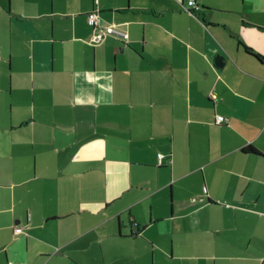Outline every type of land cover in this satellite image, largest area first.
Segmentation results:
<instances>
[{
  "label": "crops",
  "instance_id": "crops-1",
  "mask_svg": "<svg viewBox=\"0 0 264 264\" xmlns=\"http://www.w3.org/2000/svg\"><path fill=\"white\" fill-rule=\"evenodd\" d=\"M188 1L0 0V264H264V0Z\"/></svg>",
  "mask_w": 264,
  "mask_h": 264
},
{
  "label": "built area",
  "instance_id": "built-area-1",
  "mask_svg": "<svg viewBox=\"0 0 264 264\" xmlns=\"http://www.w3.org/2000/svg\"><path fill=\"white\" fill-rule=\"evenodd\" d=\"M98 2H99V0H95V3H98ZM183 6L185 9L190 10V12L195 16H197L196 12L201 8V6L199 5V3L196 0H189ZM88 19H89V22L91 24H93L95 27L94 34L91 38L92 42H95V43L101 42L104 39V36L107 34L117 35V36L122 37L125 40L129 38L128 32L119 30L113 25H103L102 19H101L100 15L97 13V11H91L88 15ZM226 121H227V119L224 115H217L216 123L221 124V123H224ZM158 158H159V162L162 163L163 158H164V154L159 153ZM167 161H168V163L172 162L171 158H168ZM16 231L22 232L23 228L21 226H19L16 228Z\"/></svg>",
  "mask_w": 264,
  "mask_h": 264
},
{
  "label": "trees",
  "instance_id": "trees-1",
  "mask_svg": "<svg viewBox=\"0 0 264 264\" xmlns=\"http://www.w3.org/2000/svg\"><path fill=\"white\" fill-rule=\"evenodd\" d=\"M248 51V50H247ZM249 53H251L253 56H255L257 59H259L261 62L264 63V55L259 54V53H255L251 50L248 51ZM251 149H254L253 147H251Z\"/></svg>",
  "mask_w": 264,
  "mask_h": 264
},
{
  "label": "water",
  "instance_id": "water-1",
  "mask_svg": "<svg viewBox=\"0 0 264 264\" xmlns=\"http://www.w3.org/2000/svg\"><path fill=\"white\" fill-rule=\"evenodd\" d=\"M222 60H223L222 56H218L217 57V64H222L223 63Z\"/></svg>",
  "mask_w": 264,
  "mask_h": 264
}]
</instances>
